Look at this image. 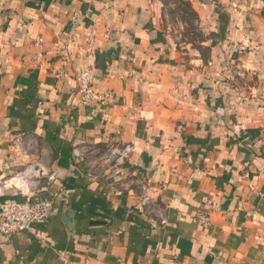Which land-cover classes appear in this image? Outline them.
<instances>
[{
    "label": "crops",
    "instance_id": "crops-1",
    "mask_svg": "<svg viewBox=\"0 0 264 264\" xmlns=\"http://www.w3.org/2000/svg\"><path fill=\"white\" fill-rule=\"evenodd\" d=\"M160 13L157 0H0V179L27 133L40 152L25 161L66 193L48 222L0 237V264H264V116L218 94ZM87 64L108 105L77 106ZM68 145H131L122 195L83 160L59 166Z\"/></svg>",
    "mask_w": 264,
    "mask_h": 264
},
{
    "label": "rangeland",
    "instance_id": "rangeland-1",
    "mask_svg": "<svg viewBox=\"0 0 264 264\" xmlns=\"http://www.w3.org/2000/svg\"><path fill=\"white\" fill-rule=\"evenodd\" d=\"M193 1L198 12L190 0H157L172 47L213 73L212 87L218 94L224 92L229 104H248L264 116V1ZM216 11L228 20L225 33H221ZM215 76L221 80L213 81Z\"/></svg>",
    "mask_w": 264,
    "mask_h": 264
},
{
    "label": "built area",
    "instance_id": "built-area-1",
    "mask_svg": "<svg viewBox=\"0 0 264 264\" xmlns=\"http://www.w3.org/2000/svg\"><path fill=\"white\" fill-rule=\"evenodd\" d=\"M74 96L80 108L105 106L114 100L109 90L97 87L93 67L87 64L76 75ZM39 140L27 133H17L10 140V153L17 164L9 177L0 179V237L10 238L21 232H32L35 226L45 224L58 212L65 200V191L50 195L51 185L56 180L55 172L38 170L37 166L25 160L38 154ZM132 153L131 145L109 147L101 153L97 147H76L72 150L74 160H83L86 174L91 179L105 178L117 189L115 196H121L120 182L115 178L121 175L122 168ZM19 184V185H17ZM142 204L148 202L147 188H142ZM209 216L201 217V226L208 228Z\"/></svg>",
    "mask_w": 264,
    "mask_h": 264
},
{
    "label": "trees",
    "instance_id": "trees-1",
    "mask_svg": "<svg viewBox=\"0 0 264 264\" xmlns=\"http://www.w3.org/2000/svg\"><path fill=\"white\" fill-rule=\"evenodd\" d=\"M262 1H264V0H262ZM262 11L264 13V8L262 9ZM216 13L218 15V20H219L220 24L222 25V27H220L221 33H225V29L227 27V21L228 20H227V18L225 17L224 14H223V17H221L220 16L221 14L219 12L216 11ZM32 79H34V76L33 75H30L27 78V80L21 79L20 81H21L22 84L31 85V80ZM245 105L248 106V104H245ZM71 152H72V148L69 145L68 146H63L60 149V151H59L60 155L57 158L58 159V165L59 166H61V167H67L68 164H69V160H70V162L71 161L73 162V160H71V159H73Z\"/></svg>",
    "mask_w": 264,
    "mask_h": 264
},
{
    "label": "bare ground",
    "instance_id": "bare-ground-1",
    "mask_svg": "<svg viewBox=\"0 0 264 264\" xmlns=\"http://www.w3.org/2000/svg\"><path fill=\"white\" fill-rule=\"evenodd\" d=\"M17 185H19V184H17Z\"/></svg>",
    "mask_w": 264,
    "mask_h": 264
}]
</instances>
